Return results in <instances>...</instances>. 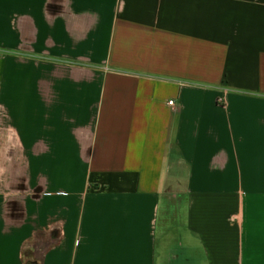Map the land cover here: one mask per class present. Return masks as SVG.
Masks as SVG:
<instances>
[{
  "label": "crops",
  "instance_id": "1",
  "mask_svg": "<svg viewBox=\"0 0 264 264\" xmlns=\"http://www.w3.org/2000/svg\"><path fill=\"white\" fill-rule=\"evenodd\" d=\"M0 227L20 264H264V0H0Z\"/></svg>",
  "mask_w": 264,
  "mask_h": 264
},
{
  "label": "rangeland",
  "instance_id": "2",
  "mask_svg": "<svg viewBox=\"0 0 264 264\" xmlns=\"http://www.w3.org/2000/svg\"><path fill=\"white\" fill-rule=\"evenodd\" d=\"M15 177L17 174L15 172ZM15 179V178H14ZM9 184V183H8ZM19 182L15 179L14 182H11V188L17 189ZM19 231H16L14 236H18ZM8 238V230L0 227V264H20V261L14 263L15 257L17 256L18 250V241ZM41 244V245H40ZM40 244L34 245L29 243V248L23 251V259L22 264H40L42 255L44 251L49 247V240L44 239L40 242Z\"/></svg>",
  "mask_w": 264,
  "mask_h": 264
},
{
  "label": "built area",
  "instance_id": "3",
  "mask_svg": "<svg viewBox=\"0 0 264 264\" xmlns=\"http://www.w3.org/2000/svg\"><path fill=\"white\" fill-rule=\"evenodd\" d=\"M220 101H223V100H220ZM170 105H173V101H170V102H168Z\"/></svg>",
  "mask_w": 264,
  "mask_h": 264
}]
</instances>
